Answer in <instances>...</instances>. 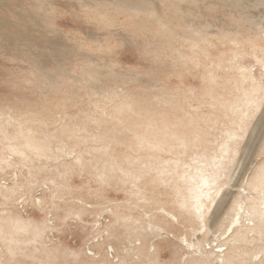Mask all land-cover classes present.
I'll list each match as a JSON object with an SVG mask.
<instances>
[{
    "label": "rangeland",
    "instance_id": "374dc122",
    "mask_svg": "<svg viewBox=\"0 0 264 264\" xmlns=\"http://www.w3.org/2000/svg\"><path fill=\"white\" fill-rule=\"evenodd\" d=\"M120 1L0 0V264H264V0Z\"/></svg>",
    "mask_w": 264,
    "mask_h": 264
},
{
    "label": "bare ground",
    "instance_id": "6f19581e",
    "mask_svg": "<svg viewBox=\"0 0 264 264\" xmlns=\"http://www.w3.org/2000/svg\"><path fill=\"white\" fill-rule=\"evenodd\" d=\"M81 1H87V2L94 1L95 2V0H92V1L91 0H81ZM109 1H111V0H109ZM123 1L128 3L129 0L128 1L127 0H122V2ZM131 2H133V1H131ZM133 3H135V2H133ZM145 4H146V2H145ZM145 4H144V7H145ZM136 6H137V2H136ZM139 6H141V5H139ZM155 12L153 13L154 15H155ZM17 14H18V12H17ZM173 17H175V15ZM3 23L4 22H0V26L4 25ZM34 23H35V19L32 16V14L30 13V11H25L24 12V16L18 14L17 20H16L15 23H13L12 25H8L7 24V26L4 25L5 30H1L0 31V45H2V43L9 44V43H11V41H13V40L16 41L17 39H21V40L22 39H34V37H35L34 28L31 26V24H34ZM218 250H221V248H218ZM217 262H218V264H223V259L221 257H219Z\"/></svg>",
    "mask_w": 264,
    "mask_h": 264
}]
</instances>
